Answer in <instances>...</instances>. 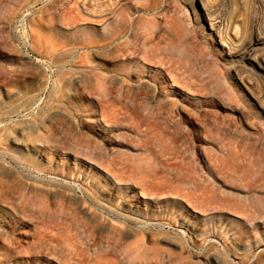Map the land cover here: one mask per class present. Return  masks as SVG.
<instances>
[{
  "label": "rangeland",
  "instance_id": "1",
  "mask_svg": "<svg viewBox=\"0 0 264 264\" xmlns=\"http://www.w3.org/2000/svg\"><path fill=\"white\" fill-rule=\"evenodd\" d=\"M107 1L0 0V264H264V0Z\"/></svg>",
  "mask_w": 264,
  "mask_h": 264
},
{
  "label": "bare ground",
  "instance_id": "2",
  "mask_svg": "<svg viewBox=\"0 0 264 264\" xmlns=\"http://www.w3.org/2000/svg\"><path fill=\"white\" fill-rule=\"evenodd\" d=\"M76 1V0H75ZM115 2V1H114ZM78 3V2H77ZM104 3V2H103ZM106 3V8L105 9H103V12H101V15H99V18H101V19H103V20H105V22H107V21H109V20H111V19H113V18H115V12H114V4H113V1H111V0H108L107 2H105ZM79 4V3H78ZM78 4H76L75 3V8H74V13L76 14V16H81V13H84V12H80L79 11V5ZM98 4V3H97ZM118 4V3H117ZM116 4V5H117ZM105 5V4H104ZM103 5V6H104ZM119 6H120V4H118ZM117 5V6H118ZM82 7V6H81ZM80 7V8H81ZM116 7V6H115ZM72 8V7H71ZM82 9H84V6L82 7ZM115 9H117V8H115ZM120 10V12H121V24L122 25H125V24H127V22H129L130 23V21H132V18H135L136 16L135 15H137L138 14V8H133V7H131V8H129V9H123V8H120L119 9ZM82 11H85V10H82ZM69 12V11H68ZM74 14H72V12H71V16H73ZM75 16V17H76ZM135 16V17H134ZM70 17V16H69ZM137 17H138V15H137ZM73 18V17H72ZM79 18V17H78ZM70 19V18H69ZM137 20H138V18H136ZM75 20V19H74ZM154 21V20H153ZM153 21H151L153 24L151 25V26H154L155 24H154V22ZM133 22H134V20H133ZM138 22V21H137ZM128 23V24H129ZM173 84V83H172Z\"/></svg>",
  "mask_w": 264,
  "mask_h": 264
}]
</instances>
